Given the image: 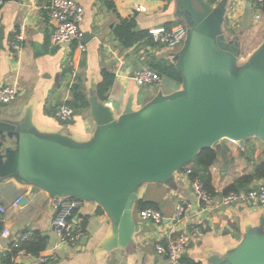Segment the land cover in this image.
<instances>
[{"label":"crops","instance_id":"obj_1","mask_svg":"<svg viewBox=\"0 0 264 264\" xmlns=\"http://www.w3.org/2000/svg\"><path fill=\"white\" fill-rule=\"evenodd\" d=\"M83 8L80 29L87 34L86 50L81 52L76 42L51 46L50 35L53 22L47 15L46 0H4L0 6V26L3 27L0 47V86L13 84L17 88L15 99L4 107L0 116H9L13 122H27L39 133L56 134L69 138L73 143L87 142L95 132V124L88 109L65 122L57 120L53 108L71 99V86L80 81L87 95L97 91L102 71L114 75L113 82L105 94L106 103L111 104L119 116L128 100L132 98L133 109H139L159 92L169 94L179 84L163 79L160 84L139 86L133 75L140 68L148 67L154 58H162L172 64L174 49L163 45H150L141 40L124 47L115 34L123 21L133 22V31L150 32L159 28H171L184 24L176 18L175 0H73ZM215 5L218 0H207ZM259 14L256 18L255 15ZM226 19L241 29L240 34L254 35L255 44L243 56H249L264 40V3L255 0H228ZM24 26V40L20 51L11 54L8 42L13 33ZM138 29H135V28ZM174 65V64H173ZM97 94V93H96ZM98 96V95H97ZM51 112V113H50ZM74 120L73 123H70ZM24 123V124H23ZM254 145L253 160L264 155V142L251 137ZM246 140V141H247ZM246 143V142H245ZM7 143L5 146H13ZM243 149V148H242ZM195 159V158H194ZM210 166V184L215 199L237 178L253 171V163L240 155L227 139L221 140L220 156ZM193 161L174 173V188L158 182H147L137 188L139 202L152 203L161 210L163 220L155 225L139 218L137 205L134 208L135 223L141 230L134 236V245L125 249L116 245V230L109 214L94 200H80L75 221L83 225V234L73 244L53 246L58 238L50 230L53 216V196L46 190L32 185H22L13 179L0 183V205L5 208L1 230L9 231L1 239L3 246L15 242L24 234H40L46 237V247L41 254L55 253L58 259L43 264H166L163 256L154 249L156 242L168 236L187 233L197 225L201 234L192 238L183 254L189 264H217L211 260L225 257L234 250L248 233L264 234V211L259 204L236 203L229 206H207L193 192L186 169ZM25 197L26 202L15 207L13 201ZM186 203L184 218L173 222L175 207ZM15 264H39L28 253L18 252ZM0 264L1 257H0Z\"/></svg>","mask_w":264,"mask_h":264},{"label":"water","instance_id":"obj_2","mask_svg":"<svg viewBox=\"0 0 264 264\" xmlns=\"http://www.w3.org/2000/svg\"><path fill=\"white\" fill-rule=\"evenodd\" d=\"M175 1L176 18L186 27L172 58L181 79L177 90L159 92L136 110L130 97L119 116L91 91L87 109L96 129L84 143L0 116V183L13 179L46 190L54 205L64 197L96 201L111 217L116 245L125 249L141 230L134 219L141 184L174 188V173L204 148L219 157L223 139L241 149L251 137L264 142V40L242 59L240 33L230 38L224 30L228 0ZM2 39L0 26V47ZM211 260L264 264V234L248 233L225 257Z\"/></svg>","mask_w":264,"mask_h":264},{"label":"built area","instance_id":"obj_3","mask_svg":"<svg viewBox=\"0 0 264 264\" xmlns=\"http://www.w3.org/2000/svg\"><path fill=\"white\" fill-rule=\"evenodd\" d=\"M4 0H0V6ZM36 1V0H31ZM256 3L262 4L264 0H255ZM47 15L53 22V30L50 35V45L57 46L76 42L77 47L81 52L86 50L84 43V32L80 29L79 23L83 17V8L73 0H46ZM259 14H256L257 18ZM24 26L20 25L18 31L14 32L8 42L9 51L11 54H17L21 49V43L24 40ZM150 36L156 44L163 45L166 48L174 49L181 46L186 37V27L184 24H179L171 28H159L152 30ZM135 83L139 86H152L162 82L161 76L151 68L143 67L135 71L133 75ZM17 95V88L13 84H5L0 86V102L9 104ZM54 117L65 122L73 117V110L66 106L60 105L54 111ZM237 149H241L233 139H227ZM190 169H186V174L189 176ZM191 187L194 194L207 206H229L236 203L242 204H259L264 211V181H259L253 188L248 191L230 190L220 195L215 199L214 195L209 192L199 178L190 179ZM21 197L16 198L12 205L17 207L20 204ZM80 200L76 198L64 197L60 198L58 203L54 205L53 216L50 221V230L58 238V242L53 249L60 244H73L78 241L83 234V228L75 221V216L80 207ZM186 203H178L175 207V213L172 218L173 222L178 223L184 218ZM5 208L0 205V222L3 221ZM140 219L152 222L158 225L163 220L161 210L157 208H144L138 211ZM201 234L197 225L192 226L187 233L178 234L176 236H168L163 242H156L154 249L157 255L163 256L166 264H188L182 260V255L188 248L192 238ZM9 231L3 228L0 232V257L5 256L13 244L3 246L1 239L7 238ZM30 235L24 234L20 240L28 239ZM22 253H24L22 251ZM41 263H50L58 259V256L53 253L41 254L34 256Z\"/></svg>","mask_w":264,"mask_h":264},{"label":"trees","instance_id":"obj_4","mask_svg":"<svg viewBox=\"0 0 264 264\" xmlns=\"http://www.w3.org/2000/svg\"><path fill=\"white\" fill-rule=\"evenodd\" d=\"M210 1L212 2L213 0ZM228 23L229 21H227V24ZM133 25H134L133 22H128L126 20H123L115 29V34L120 39L124 47H130L141 40H146L150 45H158L155 42H153L151 36L147 31H137V32L133 31ZM149 68L156 71L161 76L162 79L170 80L177 84H180L181 82L180 76L175 66L166 59H162V58L152 59L149 63ZM101 75H102V79L97 85L96 93L100 100H105V94L107 93L109 87L113 82L114 75L108 70H103ZM71 93L72 96L70 100L60 103L53 108L52 110L53 115L56 108L60 105H66L70 107L72 110H79V112L82 111L83 109H87L88 103H87L86 94L84 92V89L80 81L74 82V84L71 86ZM253 151H254V145L251 143L250 140H247L244 148L240 149V155L243 156L247 160V162L253 163V171L249 174H244L239 178H237L232 184L227 186L223 192H227L230 190L248 191L251 188H253L257 182L264 181V155L260 160L254 162L252 156ZM217 160H218L217 155L214 149L204 148L195 157L190 168H188L191 171L189 174L190 179L199 178L204 184V187L212 194H213V189L210 184L209 168ZM137 208L139 210L144 208L158 209L156 205L152 203H144V202H139ZM82 224L83 225L81 226L82 228H84V222ZM0 230H1V223H0ZM13 243H15V245L12 246L9 251L6 252L5 256L1 257L2 264H15L13 262V258L20 251L31 254L33 256H37L46 247V237L41 236L40 234H34L28 239H24V240L19 239L10 244Z\"/></svg>","mask_w":264,"mask_h":264},{"label":"rangeland","instance_id":"obj_5","mask_svg":"<svg viewBox=\"0 0 264 264\" xmlns=\"http://www.w3.org/2000/svg\"><path fill=\"white\" fill-rule=\"evenodd\" d=\"M227 19H226V23L224 25V30H225V33L227 34L228 37H232L235 33L239 32V33H242L241 32V29L237 26V24H234L233 21H231L230 23L227 24ZM240 39H241V42H242V54L243 56H246L245 54L249 51V49L251 50L250 47H252L254 44H255V39L256 37L254 38V35H248V34H240ZM245 58V57H243ZM178 84H176L177 86Z\"/></svg>","mask_w":264,"mask_h":264}]
</instances>
